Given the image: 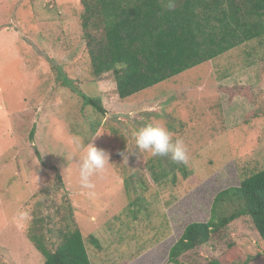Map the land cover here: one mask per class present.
<instances>
[{"label": "rangeland", "instance_id": "1", "mask_svg": "<svg viewBox=\"0 0 264 264\" xmlns=\"http://www.w3.org/2000/svg\"><path fill=\"white\" fill-rule=\"evenodd\" d=\"M82 11L81 0H0V264H43L29 228L37 217L63 227L68 204L94 264H173L168 253L185 227L207 222L221 190L264 168V37L121 99L111 75L91 76ZM71 84L101 98L106 113ZM150 123L184 141L187 176L154 180L157 157L134 137ZM90 142L111 164L85 188L75 161ZM137 195L143 203L130 206ZM44 233L53 248L55 236ZM248 255V264H264V241L243 216L179 264Z\"/></svg>", "mask_w": 264, "mask_h": 264}, {"label": "trees", "instance_id": "2", "mask_svg": "<svg viewBox=\"0 0 264 264\" xmlns=\"http://www.w3.org/2000/svg\"><path fill=\"white\" fill-rule=\"evenodd\" d=\"M81 2V26L91 76L101 79L111 75L121 99L210 61L245 42L264 37V0H176V8L172 11L164 7L166 0ZM65 84L70 82L65 80ZM70 86L81 95L85 105L106 113L101 98L85 94L73 84ZM149 168L157 183L169 175L175 178L176 170L188 175L186 165L173 163L169 157L151 160ZM143 201L144 198L137 195L130 206ZM66 208L68 215L65 217L69 222L63 227H45V219L37 217L29 228L28 237L43 254V264H94L72 205L68 204ZM243 216L253 221L264 241V168L244 177L239 186L221 190L214 198L210 219L185 227L169 250L168 263L179 264L185 254L206 245L213 233L226 229ZM45 228L56 238L53 248L46 243ZM88 240L102 249L103 244L95 235L90 234ZM253 258L252 255L236 256L230 260L218 256L206 264H248Z\"/></svg>", "mask_w": 264, "mask_h": 264}, {"label": "clouds", "instance_id": "3", "mask_svg": "<svg viewBox=\"0 0 264 264\" xmlns=\"http://www.w3.org/2000/svg\"><path fill=\"white\" fill-rule=\"evenodd\" d=\"M163 2V0H162ZM164 7L167 11L176 8V0H166ZM173 133L161 123H150L139 128L135 133L136 146L141 153H149L153 157H169L173 163L187 165L189 163V152L182 139L173 140ZM77 149L85 147L83 141L77 138L75 141ZM86 154L75 161L78 171V181L82 187H93L92 178L107 171L110 163V154L89 143ZM126 151L118 154L123 162H127Z\"/></svg>", "mask_w": 264, "mask_h": 264}]
</instances>
